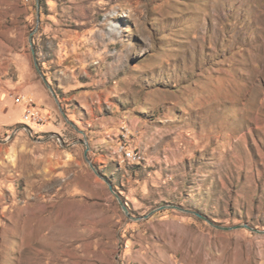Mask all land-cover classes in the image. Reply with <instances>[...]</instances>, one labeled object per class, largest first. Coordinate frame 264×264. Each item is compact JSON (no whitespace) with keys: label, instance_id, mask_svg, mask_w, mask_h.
I'll return each mask as SVG.
<instances>
[{"label":"rangeland","instance_id":"rangeland-1","mask_svg":"<svg viewBox=\"0 0 264 264\" xmlns=\"http://www.w3.org/2000/svg\"><path fill=\"white\" fill-rule=\"evenodd\" d=\"M23 52L47 119L5 97L0 264H264L217 227L264 231V0H0Z\"/></svg>","mask_w":264,"mask_h":264},{"label":"crops","instance_id":"crops-1","mask_svg":"<svg viewBox=\"0 0 264 264\" xmlns=\"http://www.w3.org/2000/svg\"><path fill=\"white\" fill-rule=\"evenodd\" d=\"M2 46H4V48L7 46L5 40L2 42ZM39 82L42 84L41 86ZM35 85L37 89H35ZM44 92L48 93V89L41 81L36 79L32 69V62L27 52H23L19 60L17 58V61H15L13 57L5 55L3 57V62L0 63V113L2 117L0 133L6 132L10 134L18 127L20 128L26 124L17 122L19 120H16L13 115L9 114L10 108L5 101V97L20 93L32 97L37 106L40 107L34 96L37 94H39V96L43 95ZM24 93H28V95ZM41 97V100L44 99L43 96Z\"/></svg>","mask_w":264,"mask_h":264},{"label":"built area","instance_id":"built-area-1","mask_svg":"<svg viewBox=\"0 0 264 264\" xmlns=\"http://www.w3.org/2000/svg\"><path fill=\"white\" fill-rule=\"evenodd\" d=\"M16 102H25L24 111H26V117H35L38 124L44 123V121L47 119V114H45L42 109L37 106L35 100L32 97L20 94V100H16ZM128 159L136 160L135 157H129Z\"/></svg>","mask_w":264,"mask_h":264},{"label":"water","instance_id":"water-1","mask_svg":"<svg viewBox=\"0 0 264 264\" xmlns=\"http://www.w3.org/2000/svg\"><path fill=\"white\" fill-rule=\"evenodd\" d=\"M31 45H32V51H33V54H34V59H35L36 67H37L38 71H39L42 75H44L43 72H42V70H41V68H40V66H39V63H38V58H37V55H36V50H35V48H34V43H33L32 35H31ZM45 83L47 84V86L49 87V89H51V90L53 91V88L51 87L50 83H49L47 80H46ZM55 96H56V94H55ZM56 98H57V96H56ZM57 101H58V98H57ZM23 128L28 129L29 131H31V127H30V125H28V124L23 125ZM111 189L114 190L113 186H111ZM168 206H169V205H164V206L161 207V209L167 208ZM124 207H125V206H124ZM169 207L179 208V209H183V210H189V209L182 208L181 206H178V205H170ZM125 209H126V208H125ZM217 227H219V228H223V229H226V230L236 229V228H240V227H247V228L252 229V230H254V231H256V232H260V233H261V232H264V231H262V230H260V229H258V228H255V227H253V226H251V225H249V224H239V225H234V226H222V225H217Z\"/></svg>","mask_w":264,"mask_h":264},{"label":"bare ground","instance_id":"bare-ground-1","mask_svg":"<svg viewBox=\"0 0 264 264\" xmlns=\"http://www.w3.org/2000/svg\"><path fill=\"white\" fill-rule=\"evenodd\" d=\"M20 100V97H19ZM24 120L31 123V124H38V122L36 121L35 117H26V111H24L23 114ZM125 157L128 159L129 157H135L136 160L133 159H128L130 161H135V162H140L144 159V155L143 152H139V151H135V150H130V151H126L125 153Z\"/></svg>","mask_w":264,"mask_h":264}]
</instances>
